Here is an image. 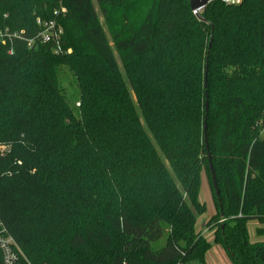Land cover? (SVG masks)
<instances>
[{
	"label": "trees",
	"instance_id": "obj_1",
	"mask_svg": "<svg viewBox=\"0 0 264 264\" xmlns=\"http://www.w3.org/2000/svg\"><path fill=\"white\" fill-rule=\"evenodd\" d=\"M95 1L113 45L93 0H0V221L32 264H205L207 172L215 243L264 264V0Z\"/></svg>",
	"mask_w": 264,
	"mask_h": 264
},
{
	"label": "rangeland",
	"instance_id": "obj_2",
	"mask_svg": "<svg viewBox=\"0 0 264 264\" xmlns=\"http://www.w3.org/2000/svg\"><path fill=\"white\" fill-rule=\"evenodd\" d=\"M241 1V0H240ZM96 10L99 14L100 21L104 27L106 35L111 43H112V32L111 26L106 21L104 16L101 13L100 7L95 0H93ZM116 58L120 65V68L123 70L122 63L119 57V54L115 51ZM62 84L67 91V95L70 97L73 93L76 92L77 87L74 82L73 76L70 73H64L62 77ZM79 106V104H77ZM263 117L258 122V128L261 131L260 136H264V121ZM210 181L208 173L205 172L202 174V186L200 191V201L206 205V212L198 218L196 224V231L198 233H203L205 239L212 244V248L207 252L205 256V264H233L225 247L221 243H215V231L207 227V223L210 219L216 214V206L213 200V196L211 194ZM213 192V191H212ZM249 240L252 244L263 243L264 236H259L257 230L259 228H264V224H261L257 220H251L247 224ZM197 264V263H193Z\"/></svg>",
	"mask_w": 264,
	"mask_h": 264
},
{
	"label": "built area",
	"instance_id": "obj_3",
	"mask_svg": "<svg viewBox=\"0 0 264 264\" xmlns=\"http://www.w3.org/2000/svg\"><path fill=\"white\" fill-rule=\"evenodd\" d=\"M229 4H239L240 0H224ZM67 9L61 6L56 10L51 19H37V24L41 27L38 38L46 44L54 46V53L61 54L64 52L62 46L63 28L59 23L61 14L66 13ZM17 33L11 34L8 29L0 31V44L6 45L12 42L14 37H18ZM31 40L29 45L31 46ZM12 53V52H11ZM264 118V111L262 113ZM264 121V119H263ZM0 264H32L25 252L22 250L16 239L9 233L4 224L0 221Z\"/></svg>",
	"mask_w": 264,
	"mask_h": 264
},
{
	"label": "water",
	"instance_id": "obj_4",
	"mask_svg": "<svg viewBox=\"0 0 264 264\" xmlns=\"http://www.w3.org/2000/svg\"><path fill=\"white\" fill-rule=\"evenodd\" d=\"M191 3V7L192 10L195 12V14H198L199 11L205 9L211 2H213L214 0H189ZM208 66L206 69V77H205V87L208 86ZM207 98H208V93H207ZM209 111V101L207 99L206 102V112L208 113ZM207 131H208V125H207V116H206V122H205V127H204V132H205V143H206V148L209 154V161H210V169H211V174H212V180H213V185H214V189L216 192L217 197H219V201L220 200V191L218 188V183H217V179H216V175H215V171H214V166L212 164V160H211V156H210V151H209V145H208V138H207ZM221 205V209H222V204L220 202ZM223 212V211H222Z\"/></svg>",
	"mask_w": 264,
	"mask_h": 264
}]
</instances>
